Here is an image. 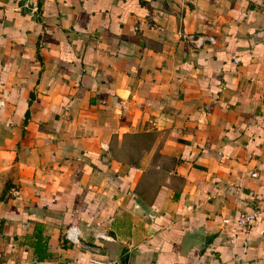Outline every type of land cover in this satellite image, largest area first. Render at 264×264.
Returning <instances> with one entry per match:
<instances>
[{"label":"crops","instance_id":"obj_1","mask_svg":"<svg viewBox=\"0 0 264 264\" xmlns=\"http://www.w3.org/2000/svg\"><path fill=\"white\" fill-rule=\"evenodd\" d=\"M263 199L264 0H0V264H264Z\"/></svg>","mask_w":264,"mask_h":264},{"label":"built area","instance_id":"obj_2","mask_svg":"<svg viewBox=\"0 0 264 264\" xmlns=\"http://www.w3.org/2000/svg\"><path fill=\"white\" fill-rule=\"evenodd\" d=\"M252 174H254V172H252ZM259 210H264V199L262 201V204L258 206L256 209L247 212L245 211L240 212L236 219L237 223L247 228L250 225L251 221L257 216ZM223 220L225 221L226 219ZM75 234L76 232L75 229L73 228H68L67 231H65V236L68 239L77 240Z\"/></svg>","mask_w":264,"mask_h":264},{"label":"water","instance_id":"obj_3","mask_svg":"<svg viewBox=\"0 0 264 264\" xmlns=\"http://www.w3.org/2000/svg\"><path fill=\"white\" fill-rule=\"evenodd\" d=\"M7 1H10V0H7ZM18 1V0H17ZM19 1H25V0H19Z\"/></svg>","mask_w":264,"mask_h":264}]
</instances>
